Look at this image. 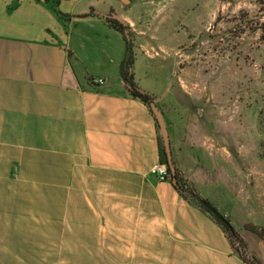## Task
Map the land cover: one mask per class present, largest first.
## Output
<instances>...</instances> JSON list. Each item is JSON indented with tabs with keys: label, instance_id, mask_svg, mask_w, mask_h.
<instances>
[{
	"label": "crops",
	"instance_id": "1",
	"mask_svg": "<svg viewBox=\"0 0 264 264\" xmlns=\"http://www.w3.org/2000/svg\"><path fill=\"white\" fill-rule=\"evenodd\" d=\"M86 2H62L73 17L63 21L36 0H0V264H245L221 227L155 174L157 122L121 77L125 36L96 12L125 20L134 83L164 115L176 170L242 240L232 220L264 208V170L244 165V118L216 85L205 99L186 83L181 61L169 68L146 52L136 0ZM258 248L264 264L263 238Z\"/></svg>",
	"mask_w": 264,
	"mask_h": 264
},
{
	"label": "rangeland",
	"instance_id": "2",
	"mask_svg": "<svg viewBox=\"0 0 264 264\" xmlns=\"http://www.w3.org/2000/svg\"><path fill=\"white\" fill-rule=\"evenodd\" d=\"M86 1L88 7L101 8V0ZM136 3L140 5L136 18L140 15L143 19L140 29L148 41L141 43L149 46L146 52L165 58L169 68L181 61L186 83L200 85L198 91L205 99L212 95L206 85H216L215 97L223 96L230 114L244 118L245 168L264 170V0H136ZM63 4V9L71 7L73 0H63ZM82 6L74 7L77 13ZM117 6L121 13L123 10ZM142 81L145 86L146 81ZM232 221L244 238L248 258L259 262L264 208L255 220Z\"/></svg>",
	"mask_w": 264,
	"mask_h": 264
},
{
	"label": "trees",
	"instance_id": "3",
	"mask_svg": "<svg viewBox=\"0 0 264 264\" xmlns=\"http://www.w3.org/2000/svg\"><path fill=\"white\" fill-rule=\"evenodd\" d=\"M36 1L38 3H43V4L50 6L53 12L55 13V15L63 21H69L73 18L72 16L66 15L60 11L59 8L63 0H36ZM92 15L93 14H89V15L82 16V17H89ZM104 20L112 29H114L115 31H117L118 33L124 36V31L126 28L123 25H121L119 22L115 20H110V19H104ZM132 67H133V57L131 55L129 61L127 63H124L121 67V77L123 81L126 83V90L131 97L140 100L150 109V104L154 101V99L153 97L149 96L146 93L141 94L137 90H135L136 88L137 89L139 88L134 83V75L132 73ZM129 87H131L132 89H130ZM151 114H153L152 111H151ZM160 156H161V163L167 165V158H166V154L163 148V144L160 146ZM169 176H171L170 170H169ZM176 177H177V185H175V188L178 191V193L181 195V197L185 199L186 201L196 204L203 212L207 213L221 227L226 237L228 238L229 242L231 243V246L234 252L241 258V260L245 264H251V262L254 264H258V262L254 260V258L252 260L248 258V255L246 254V251H245L244 243L241 237L239 236V234L236 232V230L233 227L230 228L229 226H226L220 221L216 220L205 209V207L202 204L203 198L197 193L194 187H192L187 181H185L180 176L178 171H177Z\"/></svg>",
	"mask_w": 264,
	"mask_h": 264
},
{
	"label": "water",
	"instance_id": "4",
	"mask_svg": "<svg viewBox=\"0 0 264 264\" xmlns=\"http://www.w3.org/2000/svg\"><path fill=\"white\" fill-rule=\"evenodd\" d=\"M96 14L105 18V19L115 20L126 28L124 31V36H125V38L127 40V44H128L127 58L125 61V63H127L129 61L131 55H132V41H131L130 31L127 29V25L125 23V20L120 15H118L116 13L102 14L100 12H96ZM129 88L132 89L131 87H129ZM135 90H137L141 94L145 93L141 89L136 88ZM150 109H151L153 116H154V118L157 122V125L159 127L160 135L162 138L163 148H164L166 158H167V166H168L170 173H171L170 181L175 186V185H177V177H176L177 176V170H176V167H175L174 162H173V155H172V147H171L169 130H168L164 115L161 112L160 108L158 107V105L156 104L155 101H153L150 104ZM202 204L205 207V209L216 220H218L221 223H223L224 225L232 228L230 222L226 219V217L223 216L212 204H210L208 201H206L204 199L202 201Z\"/></svg>",
	"mask_w": 264,
	"mask_h": 264
},
{
	"label": "built area",
	"instance_id": "5",
	"mask_svg": "<svg viewBox=\"0 0 264 264\" xmlns=\"http://www.w3.org/2000/svg\"><path fill=\"white\" fill-rule=\"evenodd\" d=\"M92 84L95 86H103L105 84V81L103 79H94L92 81ZM154 172L161 182L170 181L169 169H168V166L166 164L157 165L155 167Z\"/></svg>",
	"mask_w": 264,
	"mask_h": 264
}]
</instances>
